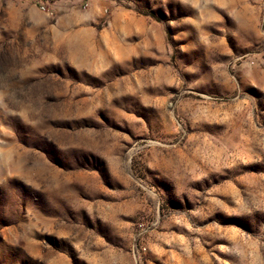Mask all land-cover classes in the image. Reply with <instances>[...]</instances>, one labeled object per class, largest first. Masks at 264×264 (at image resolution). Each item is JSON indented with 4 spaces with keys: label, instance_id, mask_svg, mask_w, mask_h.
I'll return each mask as SVG.
<instances>
[{
    "label": "rangeland",
    "instance_id": "obj_1",
    "mask_svg": "<svg viewBox=\"0 0 264 264\" xmlns=\"http://www.w3.org/2000/svg\"><path fill=\"white\" fill-rule=\"evenodd\" d=\"M0 264H264V0H0Z\"/></svg>",
    "mask_w": 264,
    "mask_h": 264
}]
</instances>
